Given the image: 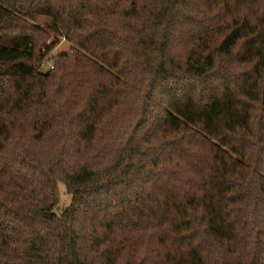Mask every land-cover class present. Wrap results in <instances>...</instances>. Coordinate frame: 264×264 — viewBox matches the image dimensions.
I'll return each instance as SVG.
<instances>
[{
    "label": "trees",
    "instance_id": "trees-1",
    "mask_svg": "<svg viewBox=\"0 0 264 264\" xmlns=\"http://www.w3.org/2000/svg\"><path fill=\"white\" fill-rule=\"evenodd\" d=\"M0 264H264V0H0Z\"/></svg>",
    "mask_w": 264,
    "mask_h": 264
},
{
    "label": "rangeland",
    "instance_id": "rangeland-1",
    "mask_svg": "<svg viewBox=\"0 0 264 264\" xmlns=\"http://www.w3.org/2000/svg\"><path fill=\"white\" fill-rule=\"evenodd\" d=\"M58 39V42H52L53 40ZM71 43L65 38L52 35L45 41L43 47H41V54L44 55V61L42 62L41 69L42 71H49L48 68L54 65L57 57L62 53L68 52L70 50ZM70 202V195L67 194L64 188H62V207L66 206Z\"/></svg>",
    "mask_w": 264,
    "mask_h": 264
},
{
    "label": "built area",
    "instance_id": "built-area-1",
    "mask_svg": "<svg viewBox=\"0 0 264 264\" xmlns=\"http://www.w3.org/2000/svg\"><path fill=\"white\" fill-rule=\"evenodd\" d=\"M50 67H52V68H53V65H52V66H50Z\"/></svg>",
    "mask_w": 264,
    "mask_h": 264
},
{
    "label": "water",
    "instance_id": "water-1",
    "mask_svg": "<svg viewBox=\"0 0 264 264\" xmlns=\"http://www.w3.org/2000/svg\"><path fill=\"white\" fill-rule=\"evenodd\" d=\"M47 73H49V71H47Z\"/></svg>",
    "mask_w": 264,
    "mask_h": 264
}]
</instances>
